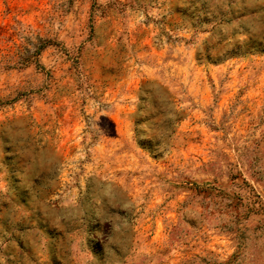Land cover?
<instances>
[{"label": "rangeland", "instance_id": "1", "mask_svg": "<svg viewBox=\"0 0 264 264\" xmlns=\"http://www.w3.org/2000/svg\"><path fill=\"white\" fill-rule=\"evenodd\" d=\"M0 264H264V0H0Z\"/></svg>", "mask_w": 264, "mask_h": 264}, {"label": "trees", "instance_id": "2", "mask_svg": "<svg viewBox=\"0 0 264 264\" xmlns=\"http://www.w3.org/2000/svg\"><path fill=\"white\" fill-rule=\"evenodd\" d=\"M50 44V40L37 37L36 49L29 55V60L38 63L42 51Z\"/></svg>", "mask_w": 264, "mask_h": 264}]
</instances>
